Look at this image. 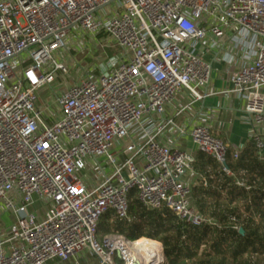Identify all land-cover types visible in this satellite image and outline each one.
<instances>
[{
	"label": "built area",
	"instance_id": "1",
	"mask_svg": "<svg viewBox=\"0 0 264 264\" xmlns=\"http://www.w3.org/2000/svg\"><path fill=\"white\" fill-rule=\"evenodd\" d=\"M80 33L102 37L119 54L108 69L68 84L57 79L67 71L60 57ZM215 47L236 66L229 92L263 129L264 0H0V217H16L4 228L0 220V264L77 261L88 248L102 264H116V255L122 264L167 263L162 244L149 238L97 240L109 210L131 220L134 187L150 210L168 208L193 225L212 222L192 206L186 176L194 155L163 142L175 123L158 119L185 89L204 97L199 89L212 74L205 54ZM57 80L54 96L43 100L40 91ZM189 135L233 174L229 145L209 125ZM251 138L264 152L261 132L255 128ZM86 169L96 173L93 181ZM143 239L158 244L156 257L138 245Z\"/></svg>",
	"mask_w": 264,
	"mask_h": 264
},
{
	"label": "trees",
	"instance_id": "2",
	"mask_svg": "<svg viewBox=\"0 0 264 264\" xmlns=\"http://www.w3.org/2000/svg\"><path fill=\"white\" fill-rule=\"evenodd\" d=\"M226 166L232 175L201 151L193 163L194 171L211 185L192 187V206L211 223L193 225L168 208L150 210L134 198L129 199L131 220L119 219L109 210L100 218L97 235L117 233L131 240L158 241L165 264H264V152L254 140L237 157L229 147ZM149 239L143 241H149L145 244L153 250L156 244Z\"/></svg>",
	"mask_w": 264,
	"mask_h": 264
},
{
	"label": "crops",
	"instance_id": "3",
	"mask_svg": "<svg viewBox=\"0 0 264 264\" xmlns=\"http://www.w3.org/2000/svg\"><path fill=\"white\" fill-rule=\"evenodd\" d=\"M224 44L229 45L230 43ZM223 47H215L205 54L206 60L212 66V74L209 83L199 89L204 97L197 100L188 89H185L174 103L167 105L163 117L158 119V121H163L171 118L177 127H181L185 131L184 133L180 132L175 125H172L165 129L160 135V139L165 143L176 145L188 151L194 155L195 159L200 151L189 134L197 124L209 125L212 135L223 140L231 149L235 150H242L253 140L251 136L255 128L264 137V127L263 129L255 127L253 123L247 120L245 102L229 92L232 87L230 76L236 66L220 60ZM186 181L191 187L203 184L204 187L208 188L211 185L208 178L199 172H195L194 168L186 176ZM0 220L1 227L4 228L14 223L16 217L11 212H5L1 214ZM93 257L94 254L86 249L79 259L83 264H100L95 257V260H92ZM118 260L120 261L119 257H115L116 264ZM46 264H78V261L73 259L67 261L51 260Z\"/></svg>",
	"mask_w": 264,
	"mask_h": 264
},
{
	"label": "rangeland",
	"instance_id": "4",
	"mask_svg": "<svg viewBox=\"0 0 264 264\" xmlns=\"http://www.w3.org/2000/svg\"><path fill=\"white\" fill-rule=\"evenodd\" d=\"M26 53L28 54V52ZM26 53L23 56H26ZM118 53V48L113 43L106 41L102 37L80 33L79 35L71 38L64 57H60V60L62 59L67 71L59 72L57 79L59 81L64 80L70 84L86 77V75L90 73L92 74L104 71L109 67V58L111 60L115 59ZM20 58H22V55ZM58 80L52 87H47L40 91L43 100H47L51 96H54L55 90L58 87ZM106 171H108V167L106 168ZM82 174L84 177L86 176V179L89 181H93L96 176L95 172L87 169L83 170ZM134 198H139V190L137 187H134L129 193V199L133 200ZM34 208L38 211H43V201L36 198ZM238 228L241 231V227L238 226ZM97 240L100 244H102L103 236H97ZM88 250L91 251L90 248H88ZM94 257L97 262L99 260L98 263L102 264V260L99 255L94 254ZM94 257L91 259L95 260ZM115 257H117V255ZM77 261L78 264H83L81 259H78Z\"/></svg>",
	"mask_w": 264,
	"mask_h": 264
},
{
	"label": "bare ground",
	"instance_id": "5",
	"mask_svg": "<svg viewBox=\"0 0 264 264\" xmlns=\"http://www.w3.org/2000/svg\"><path fill=\"white\" fill-rule=\"evenodd\" d=\"M145 243H149V241L148 242H145V241H141V242H139V244L138 245H140L141 247H143L144 249H147L148 251H151L153 254H154V256L156 257V255H155V253L152 251V248L149 246V245H147V244H145ZM155 243V242H154ZM152 244V243H151ZM156 244V243H155ZM153 246H154V249L153 250H155L156 251V246L158 247V245L156 244V246L154 245V244H152ZM158 254V253H157Z\"/></svg>",
	"mask_w": 264,
	"mask_h": 264
},
{
	"label": "water",
	"instance_id": "6",
	"mask_svg": "<svg viewBox=\"0 0 264 264\" xmlns=\"http://www.w3.org/2000/svg\"><path fill=\"white\" fill-rule=\"evenodd\" d=\"M241 232H243V229H241Z\"/></svg>",
	"mask_w": 264,
	"mask_h": 264
}]
</instances>
